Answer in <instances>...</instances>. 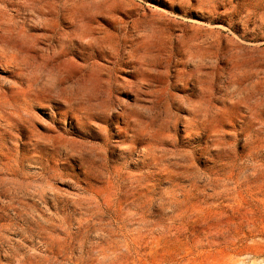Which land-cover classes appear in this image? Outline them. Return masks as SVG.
<instances>
[{
    "label": "rangeland",
    "instance_id": "1",
    "mask_svg": "<svg viewBox=\"0 0 264 264\" xmlns=\"http://www.w3.org/2000/svg\"><path fill=\"white\" fill-rule=\"evenodd\" d=\"M0 264H264V0H0Z\"/></svg>",
    "mask_w": 264,
    "mask_h": 264
}]
</instances>
